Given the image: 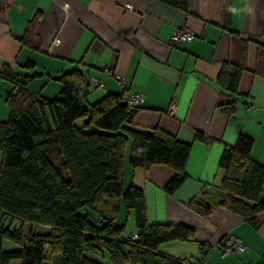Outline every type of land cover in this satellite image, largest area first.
I'll return each instance as SVG.
<instances>
[{
    "label": "crops",
    "instance_id": "obj_1",
    "mask_svg": "<svg viewBox=\"0 0 264 264\" xmlns=\"http://www.w3.org/2000/svg\"><path fill=\"white\" fill-rule=\"evenodd\" d=\"M36 13L41 16L39 52L19 41ZM182 28L195 31L196 38L172 45L171 35ZM242 50L247 64L239 84L242 97L236 115L228 117L218 108L230 98L217 78L225 62L240 61ZM28 61L35 63L34 71L51 77L78 69L87 79H100L102 88L90 82L86 104L110 92L142 95L143 107L126 127L146 133L159 128L192 145L188 179L173 195L164 187L176 174L174 169L153 165L131 170L125 162L124 185L132 183L143 190L149 224L195 229L194 240L163 243L162 252L187 264L264 262V211L254 225L221 206L226 192L219 167L224 148L235 146L241 133L254 139L252 157L264 164V145L257 153L258 143L264 142V0H188V12L160 0H0V73L8 66L15 73L31 75L33 71L25 66ZM106 69L123 74L126 89ZM34 82H44L40 86L48 90L44 98L61 90L58 81L43 76L27 86L35 94L42 93L36 92ZM12 89L10 82L0 78V121L9 118L6 99ZM197 131L209 142L196 141ZM194 198L211 205L209 217L188 207ZM136 231L135 227L123 234ZM227 234L238 237L246 251L226 253L222 239ZM201 244L209 249L205 257ZM6 245L16 248L13 243ZM53 261L50 253L46 263ZM104 264L113 263L105 257Z\"/></svg>",
    "mask_w": 264,
    "mask_h": 264
},
{
    "label": "trees",
    "instance_id": "obj_2",
    "mask_svg": "<svg viewBox=\"0 0 264 264\" xmlns=\"http://www.w3.org/2000/svg\"><path fill=\"white\" fill-rule=\"evenodd\" d=\"M160 1L188 12V0ZM40 17L36 13L19 38L23 47L34 52L41 50ZM25 66L33 71L31 75L15 73L8 66L0 73V78L13 85L6 99L9 118L0 121V264L16 260L47 264L50 253L61 256L60 264H104L105 257L113 264H182L183 260L162 252L160 246L192 241L195 229L183 224H149L144 192L132 183L125 188L124 166L128 153L131 170L171 167L176 174L164 190L173 195L188 179L192 145L159 128L151 133L127 128L139 109H130L123 93L110 92L86 104L90 78L78 69L51 77L34 71L33 61ZM246 69L242 50L240 61L225 62L217 78L230 98L218 108L228 117L237 113L240 78ZM43 76L60 83L54 98L28 90L31 81ZM79 120H83L81 125ZM195 140L209 142L200 131ZM253 146V138L239 134L235 146L224 148L219 167L224 171L221 188L226 192L220 205L255 225L257 215L264 211V164L252 157ZM188 207L202 217L212 213L211 205L198 198ZM81 209L84 214L79 213ZM122 209L125 223L120 224ZM130 211L137 229L135 240L123 234ZM26 224L30 226L27 233ZM35 225L49 231L34 233ZM8 242L16 248L6 249ZM200 247L205 257L209 249Z\"/></svg>",
    "mask_w": 264,
    "mask_h": 264
},
{
    "label": "built area",
    "instance_id": "obj_3",
    "mask_svg": "<svg viewBox=\"0 0 264 264\" xmlns=\"http://www.w3.org/2000/svg\"><path fill=\"white\" fill-rule=\"evenodd\" d=\"M128 9L132 10L133 6L128 4ZM196 38V32L189 29V28H182L177 31H175L171 37H170V43L172 45H181L185 42L192 41ZM59 40H55V42H58ZM106 71L113 76V78L116 80V82L122 86V88L126 89V77L121 73H112L110 69H106ZM90 82L93 84L96 88H102L103 83L100 79L97 77L91 76ZM123 100L128 105V107L132 110L140 109L143 106V96L140 94H133L129 95L127 93L123 94ZM175 104H172L171 107V113L174 112ZM98 225V223H96ZM128 240H135L137 239V233H131L126 236ZM222 245L224 246V251L226 253H242L246 251V247L242 244L240 239L234 235L227 234L222 239ZM182 264H187V261H183Z\"/></svg>",
    "mask_w": 264,
    "mask_h": 264
},
{
    "label": "rangeland",
    "instance_id": "obj_4",
    "mask_svg": "<svg viewBox=\"0 0 264 264\" xmlns=\"http://www.w3.org/2000/svg\"><path fill=\"white\" fill-rule=\"evenodd\" d=\"M33 73V72H32ZM44 82H37V84H36V82H34V86H35V90H36V92L37 91H40L42 94V96L44 95V93H47V91L48 90H45L44 88H42V87H40V86H42V84H43ZM45 90V91H44ZM57 96V95H56ZM52 98H54V97H52ZM83 123V120H79L78 121V125H81ZM264 145V142H260V143H258V146H257V153H258V151H260L259 149H260V147H262ZM129 154L127 153V155H126V161H127V163L129 162ZM53 160H54V162H58V160H57V158H56V156H54L53 158H52ZM264 160V159H263ZM129 186V183H128V185H125V188H127ZM79 213L80 214H84L85 213V209H81L80 211H79ZM125 223V211H124V209H122V212H121V215H120V218H119V223L121 224V223ZM29 225H26L25 226V232L27 233L28 232V230H29ZM134 228H135V226H134V224H133V213H131V216H130V219H129V221H128V225H127V227L124 229V234H128L129 232H131V231H133L134 230ZM32 231L34 232V233H47L48 231H49V229L48 228H46V227H44V226H37V225H35V226H32ZM15 247V246H14ZM6 249H10V248H12V246L11 247H9L8 245H6V247H5ZM61 259V256H59V255H54V261L52 262V264H60V260ZM12 264H20L19 263V261H14V262H12Z\"/></svg>",
    "mask_w": 264,
    "mask_h": 264
}]
</instances>
